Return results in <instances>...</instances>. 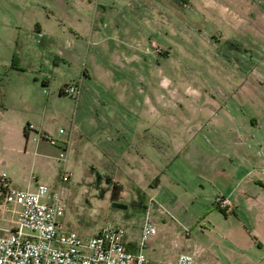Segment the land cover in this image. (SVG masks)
Returning a JSON list of instances; mask_svg holds the SVG:
<instances>
[{
  "label": "rangeland",
  "instance_id": "rangeland-1",
  "mask_svg": "<svg viewBox=\"0 0 264 264\" xmlns=\"http://www.w3.org/2000/svg\"><path fill=\"white\" fill-rule=\"evenodd\" d=\"M44 3L55 11L53 31L15 41L37 48L25 55L30 68L0 67V103L8 79L14 95L0 116L12 126L0 171L14 169L20 186L41 174L23 127L44 121L58 143L70 140V178L61 180L60 163L53 181L67 228L89 236L112 222L135 238L148 210L152 261L184 250L192 264H241L234 245L249 239L211 203L242 172L264 181V0ZM67 83L77 95L59 93ZM14 208L0 196V234Z\"/></svg>",
  "mask_w": 264,
  "mask_h": 264
},
{
  "label": "built area",
  "instance_id": "built-area-1",
  "mask_svg": "<svg viewBox=\"0 0 264 264\" xmlns=\"http://www.w3.org/2000/svg\"><path fill=\"white\" fill-rule=\"evenodd\" d=\"M64 93L78 94L79 87L67 83ZM28 130L34 125L28 123ZM59 132H63L60 128ZM27 138L47 140L57 144L58 140L48 132L34 130ZM64 142H62L63 144ZM58 157L65 160L63 148ZM71 172L63 169L61 180L70 178ZM0 192L4 204H12L16 216L10 227L0 234V264H192L193 255L180 251L174 260L154 262L145 252L147 239L156 233V222L149 211L137 237H127L125 229L117 223H106L95 234L83 236L67 228L62 217L65 201L61 189L51 190L48 184L38 182L35 187L18 189L10 184L5 171L0 172ZM214 203L228 208L230 201L218 195Z\"/></svg>",
  "mask_w": 264,
  "mask_h": 264
},
{
  "label": "crops",
  "instance_id": "crops-1",
  "mask_svg": "<svg viewBox=\"0 0 264 264\" xmlns=\"http://www.w3.org/2000/svg\"><path fill=\"white\" fill-rule=\"evenodd\" d=\"M44 2L45 0H0V67L6 70L10 69V73L14 70L16 73L27 71L30 65L25 61V55L29 51L32 54L37 51L34 45H26L27 48H14L17 38L22 37L24 41L28 43L29 41H34L36 35L39 36L53 31V26H55L56 22L55 11L50 7L51 4H46ZM32 5L33 8H30ZM29 10H31L32 13ZM39 12L40 15H36ZM29 13H31V15ZM33 78L36 80L37 75H34ZM6 82L8 88H6L3 93L5 96L4 101L0 103V116L5 115L10 108L14 107V103H12V100H14L11 86L12 81L8 79ZM25 82H27V79H20V86L26 84ZM36 83H38L37 80ZM42 83L50 85L51 79L47 76H43ZM63 85L59 87V93H64L61 91ZM15 94L18 96L17 93ZM30 123L34 125V130L51 133L45 126L44 121L37 120L35 123ZM10 127L12 128V126H9L8 122L4 120L0 121V141L3 147L9 144L11 137L10 133L12 132ZM16 129H18V127ZM34 130H28V133L33 134ZM27 136L25 135V147L28 141L31 140L27 138ZM31 142L33 147L31 150L30 167L32 169L33 166L39 165L41 174L30 173L20 186L16 184V181L20 180V175H15L13 172L14 169H2L1 171L7 172L10 184L15 188H32L35 187L38 182H44L53 190V181L58 173L60 163H62V171L66 168V152L70 140L67 137H63L61 143L58 144H50L44 139L38 141L31 140ZM62 142L64 143L62 144ZM62 148L65 152V160L58 157ZM23 152L26 154L28 153L26 149H24ZM3 154V157L9 156V154ZM3 157L0 156V160H2ZM245 176L247 180L244 179ZM233 178L235 179H233L232 187H230L227 192L217 194V196L223 195L227 197L230 201L229 207L224 208L225 213L220 210V207L214 202L211 204L222 211L224 216L228 219L237 221L238 226L241 227V233L248 237L249 240L247 241L246 247L234 245V250H237L240 254L241 264H264V181L260 178H250L246 175V171ZM244 182L248 184H243ZM0 196L2 198L1 192ZM3 204L2 201V205ZM180 251L182 250L175 251L168 260H174ZM148 256L150 257L151 254L148 253Z\"/></svg>",
  "mask_w": 264,
  "mask_h": 264
},
{
  "label": "water",
  "instance_id": "water-1",
  "mask_svg": "<svg viewBox=\"0 0 264 264\" xmlns=\"http://www.w3.org/2000/svg\"><path fill=\"white\" fill-rule=\"evenodd\" d=\"M111 204H112L113 206H116V207L124 206L123 203H121V202H119V201H117V200H112V201H111Z\"/></svg>",
  "mask_w": 264,
  "mask_h": 264
},
{
  "label": "trees",
  "instance_id": "trees-1",
  "mask_svg": "<svg viewBox=\"0 0 264 264\" xmlns=\"http://www.w3.org/2000/svg\"><path fill=\"white\" fill-rule=\"evenodd\" d=\"M61 91H62V88H61ZM27 126H28V123L26 125H24V133H25L26 136L28 135V128H27ZM220 210H222L225 213L224 208H220Z\"/></svg>",
  "mask_w": 264,
  "mask_h": 264
}]
</instances>
